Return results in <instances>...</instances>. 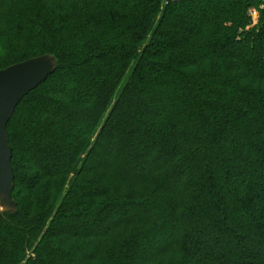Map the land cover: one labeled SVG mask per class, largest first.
<instances>
[{"label": "trees", "instance_id": "16d2710c", "mask_svg": "<svg viewBox=\"0 0 264 264\" xmlns=\"http://www.w3.org/2000/svg\"><path fill=\"white\" fill-rule=\"evenodd\" d=\"M162 4L0 0V70L57 59L8 124L0 264H264V8Z\"/></svg>", "mask_w": 264, "mask_h": 264}, {"label": "water", "instance_id": "95a60500", "mask_svg": "<svg viewBox=\"0 0 264 264\" xmlns=\"http://www.w3.org/2000/svg\"><path fill=\"white\" fill-rule=\"evenodd\" d=\"M57 59L46 53L0 70V211L14 213L15 172L8 124L22 99L56 71Z\"/></svg>", "mask_w": 264, "mask_h": 264}, {"label": "rangeland", "instance_id": "374dc122", "mask_svg": "<svg viewBox=\"0 0 264 264\" xmlns=\"http://www.w3.org/2000/svg\"><path fill=\"white\" fill-rule=\"evenodd\" d=\"M254 18H256V15L255 16H253V19ZM257 19V18H256ZM259 20L257 19V22H258ZM253 23V22H252ZM252 23L249 25L250 27H252L253 25H254V23H253V25H252ZM256 25V24H255ZM161 105H159V109L161 110ZM172 190V189H171ZM157 213H160V210L157 212ZM131 215V214H130ZM177 223H179V222H176V224ZM84 227H86V226H84ZM178 229H179V225L177 224V226H176V228L174 229V230H169V232H167V233H165L164 235L163 234H161L160 236H159V242H161V243H165V242H167V241H169L171 238H173V236H174V234H175V232L176 231H178ZM209 241H210V239H209ZM210 243V242H209ZM158 244V243H157ZM155 246H156V243L154 244Z\"/></svg>", "mask_w": 264, "mask_h": 264}, {"label": "built area", "instance_id": "2783aa9c", "mask_svg": "<svg viewBox=\"0 0 264 264\" xmlns=\"http://www.w3.org/2000/svg\"><path fill=\"white\" fill-rule=\"evenodd\" d=\"M177 1H179V0H163L162 6L164 7V6H167V5H169V4L173 3V2H177ZM260 3H261L260 4L261 8H264V0H260ZM250 16H251V22H253L254 25L257 24L258 23L257 19H256L257 16L254 19H253V16H255V15L253 13ZM253 23H252V25H253ZM263 59H264V55H263Z\"/></svg>", "mask_w": 264, "mask_h": 264}, {"label": "bare ground", "instance_id": "6f19581e", "mask_svg": "<svg viewBox=\"0 0 264 264\" xmlns=\"http://www.w3.org/2000/svg\"><path fill=\"white\" fill-rule=\"evenodd\" d=\"M261 4V3H260Z\"/></svg>", "mask_w": 264, "mask_h": 264}]
</instances>
